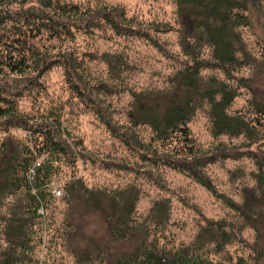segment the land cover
I'll return each instance as SVG.
<instances>
[{"label": "rangeland", "instance_id": "374dc122", "mask_svg": "<svg viewBox=\"0 0 264 264\" xmlns=\"http://www.w3.org/2000/svg\"><path fill=\"white\" fill-rule=\"evenodd\" d=\"M78 1L93 8L104 3L122 7L141 25H166L168 32L151 33L167 54L147 39L117 35L105 23L92 34L75 31L73 38L40 43L55 62L40 76L29 75L33 81L17 98L18 111L28 117L29 127L0 128V146L5 141L34 145L42 130L59 127L74 152L69 150L55 164L50 184L55 202L36 220L32 252L22 262L113 264L118 256L132 251L139 238L121 240L112 234L109 203L119 199V192L135 189L139 221L147 219L155 201H169L170 220L159 234L161 245L176 249L199 243L204 252L225 264H264V124L262 137L255 143L245 136L215 137L209 107L205 104L196 112L189 126L202 152L240 154L218 157L207 166L213 192L165 165L169 143L156 140L148 125L133 126L129 117L135 92L168 88L176 70L189 58L180 45L177 0ZM248 15L249 26L241 28L250 53L247 62L229 79L221 69H207L202 74L239 87L230 112L256 117L253 100L264 101V0H251ZM201 56L210 58L211 48L204 46ZM243 76L248 87L236 82ZM71 77L83 90L73 86ZM0 85L15 88L21 83L0 76ZM136 140L149 146L143 149ZM70 179L82 180L92 192L86 196L84 191L67 193L65 185ZM15 198L3 200L1 209L5 211ZM224 198L239 207L253 209L256 205L260 212L254 218L246 217V209L235 210ZM1 222L3 249L8 244ZM224 231L227 235L223 237Z\"/></svg>", "mask_w": 264, "mask_h": 264}, {"label": "trees", "instance_id": "16d2710c", "mask_svg": "<svg viewBox=\"0 0 264 264\" xmlns=\"http://www.w3.org/2000/svg\"><path fill=\"white\" fill-rule=\"evenodd\" d=\"M250 1L177 0L180 45L189 58L176 70L168 88L135 92L129 111L133 126L148 125L156 140L169 143L164 155L165 165L187 174L213 192L207 166L215 163L218 157L226 159L240 154L202 152L189 126L196 112L205 104L209 107L215 137L245 136L252 143L262 137L264 101L253 100L256 117L231 113L230 107L239 95V87L216 76L202 74L207 69H221L229 79L247 62L245 58L250 57V53L241 28L250 24ZM0 7V76L15 78L21 83L15 88L0 85V128L29 127L28 117L18 111L17 98L22 96L27 83L33 81L30 74L40 76L55 62L50 53L42 50L43 40L64 41L73 38L75 31L92 34L105 23L117 35L147 39L167 54L151 33V30L168 32L166 25H141L119 6L104 3L93 8L78 0H0ZM204 46L211 48L210 58L201 56ZM71 82L75 88L83 90L73 77ZM236 82L248 87L244 76L236 78ZM55 121L62 122L60 118ZM61 133L56 127L55 130H42L34 145L5 141L0 146V204L16 197L5 211L0 207L2 231L8 244L0 249V264H24L22 261L32 252L36 220L44 217L45 209L55 202L50 192L55 164L68 155L69 150L74 152L72 144ZM136 143L143 149L149 146L138 140ZM260 177L263 179L262 175ZM65 189L70 194L84 191L85 196L92 192L80 179H70ZM117 195L119 199L112 198L107 211L112 234L121 240L139 239L132 251L118 256L113 264H225L204 252L199 243L176 249L160 244L159 234L170 220L167 199L155 201L147 219L139 221L136 215L138 192L125 190ZM224 202L241 212L246 209L249 212L246 217L254 218L260 212L256 205L252 209L250 205L239 207L230 199L224 198ZM207 226L210 230L211 222ZM224 234L227 235L225 231L223 237Z\"/></svg>", "mask_w": 264, "mask_h": 264}]
</instances>
